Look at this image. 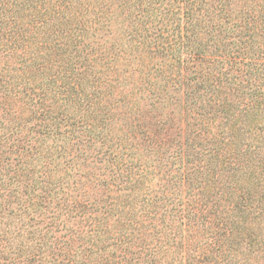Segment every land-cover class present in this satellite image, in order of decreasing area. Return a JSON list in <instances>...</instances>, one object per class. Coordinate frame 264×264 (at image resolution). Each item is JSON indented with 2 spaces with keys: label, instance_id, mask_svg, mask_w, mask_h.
Masks as SVG:
<instances>
[{
  "label": "trees",
  "instance_id": "obj_1",
  "mask_svg": "<svg viewBox=\"0 0 264 264\" xmlns=\"http://www.w3.org/2000/svg\"><path fill=\"white\" fill-rule=\"evenodd\" d=\"M0 264H264V0H0Z\"/></svg>",
  "mask_w": 264,
  "mask_h": 264
},
{
  "label": "rangeland",
  "instance_id": "obj_2",
  "mask_svg": "<svg viewBox=\"0 0 264 264\" xmlns=\"http://www.w3.org/2000/svg\"><path fill=\"white\" fill-rule=\"evenodd\" d=\"M100 100H102L101 97H100Z\"/></svg>",
  "mask_w": 264,
  "mask_h": 264
}]
</instances>
